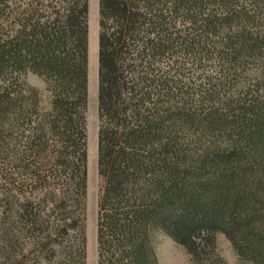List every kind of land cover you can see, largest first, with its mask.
I'll list each match as a JSON object with an SVG mask.
<instances>
[{
  "label": "trees",
  "instance_id": "1",
  "mask_svg": "<svg viewBox=\"0 0 264 264\" xmlns=\"http://www.w3.org/2000/svg\"><path fill=\"white\" fill-rule=\"evenodd\" d=\"M87 89L88 0H0V264H85ZM97 121V264H264V0H98Z\"/></svg>",
  "mask_w": 264,
  "mask_h": 264
},
{
  "label": "rangeland",
  "instance_id": "2",
  "mask_svg": "<svg viewBox=\"0 0 264 264\" xmlns=\"http://www.w3.org/2000/svg\"><path fill=\"white\" fill-rule=\"evenodd\" d=\"M97 35L98 0H88V97L85 113L87 154L84 203L85 264H97V204L102 188V181L97 173ZM25 82L28 86L44 94V84L36 76L28 74ZM216 251L225 264H240L231 244L220 234L216 236ZM156 255L158 264H193L183 248L163 236L158 238Z\"/></svg>",
  "mask_w": 264,
  "mask_h": 264
}]
</instances>
